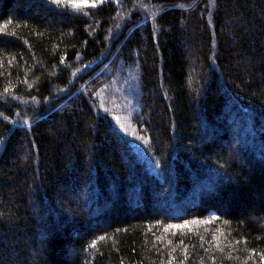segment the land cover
Here are the masks:
<instances>
[{"label": "trees", "instance_id": "16d2710c", "mask_svg": "<svg viewBox=\"0 0 264 264\" xmlns=\"http://www.w3.org/2000/svg\"><path fill=\"white\" fill-rule=\"evenodd\" d=\"M0 264H264V0H0Z\"/></svg>", "mask_w": 264, "mask_h": 264}]
</instances>
